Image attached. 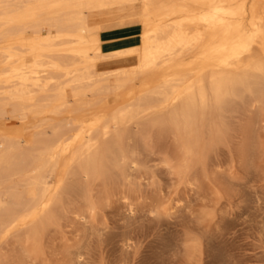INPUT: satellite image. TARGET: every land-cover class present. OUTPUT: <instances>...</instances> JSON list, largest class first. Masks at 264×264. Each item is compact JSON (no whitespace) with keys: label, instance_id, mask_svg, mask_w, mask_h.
<instances>
[{"label":"bare ground","instance_id":"bare-ground-1","mask_svg":"<svg viewBox=\"0 0 264 264\" xmlns=\"http://www.w3.org/2000/svg\"><path fill=\"white\" fill-rule=\"evenodd\" d=\"M126 26L140 27L132 43H105ZM258 76L264 0H0V245L20 234L22 264L44 257L62 196L123 167L133 130L168 128L191 150L215 105Z\"/></svg>","mask_w":264,"mask_h":264},{"label":"rangeland","instance_id":"rangeland-1","mask_svg":"<svg viewBox=\"0 0 264 264\" xmlns=\"http://www.w3.org/2000/svg\"><path fill=\"white\" fill-rule=\"evenodd\" d=\"M139 14L136 6L126 15L94 21ZM139 32V26H126L103 34L105 43L119 45L132 43ZM252 80L260 85H239L233 96H224L223 106L215 105L219 112L214 107L204 120L191 150L178 147L168 128L133 130L134 147H121L123 167L109 164V173L95 175L88 197L77 179L79 186L62 196L58 219L45 234L44 257L27 263L69 264L75 257L84 264H264V77ZM207 122L221 123L219 130ZM19 236L2 242L0 264L23 263Z\"/></svg>","mask_w":264,"mask_h":264},{"label":"crops","instance_id":"crops-1","mask_svg":"<svg viewBox=\"0 0 264 264\" xmlns=\"http://www.w3.org/2000/svg\"><path fill=\"white\" fill-rule=\"evenodd\" d=\"M112 45V44H111Z\"/></svg>","mask_w":264,"mask_h":264}]
</instances>
